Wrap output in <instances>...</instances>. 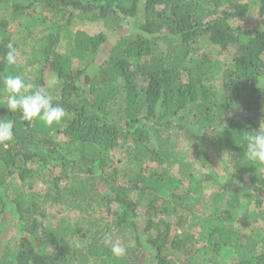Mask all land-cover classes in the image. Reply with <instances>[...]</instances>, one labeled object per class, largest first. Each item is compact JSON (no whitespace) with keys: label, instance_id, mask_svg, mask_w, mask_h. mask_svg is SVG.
<instances>
[{"label":"trees","instance_id":"trees-1","mask_svg":"<svg viewBox=\"0 0 264 264\" xmlns=\"http://www.w3.org/2000/svg\"><path fill=\"white\" fill-rule=\"evenodd\" d=\"M256 4L264 20V0H0V77L65 109L51 126L25 121L0 79L14 132L0 144V264H264V225L249 242L231 206L264 203V164L244 139L264 121V22L232 23ZM77 21H103L113 38L76 35ZM209 139L231 199L210 195L198 213Z\"/></svg>","mask_w":264,"mask_h":264},{"label":"rangeland","instance_id":"rangeland-1","mask_svg":"<svg viewBox=\"0 0 264 264\" xmlns=\"http://www.w3.org/2000/svg\"><path fill=\"white\" fill-rule=\"evenodd\" d=\"M263 22H264L263 17L259 13V4H256L254 5V8H252V11L245 18L233 21L232 23L239 28L254 29L256 27L257 28L260 27ZM15 26L16 24L12 25L13 31ZM71 28L76 35L79 32L84 33L88 36L97 35L99 33H105L108 36V38L110 37L113 38L112 29H107L103 21L85 22V23H82L81 21H77L75 25H73ZM214 51L216 52L217 49L214 48ZM61 136H62L61 133L56 135L57 138ZM211 139L207 141H203L204 142L203 147L207 151V155H209V160H206V158H204L206 157L204 151H202V155L200 156V158L201 157L202 158L201 159L197 158L195 160L194 174L198 175L200 178L208 177L211 178L210 181L212 180L211 182L206 183L202 195L200 194L193 195L189 199V206L198 213L204 212L206 210H211L210 206L212 204V201L209 200V198L211 197L210 195H214L215 197L220 198L219 202L222 201L223 197H228V194L224 195V191H225L224 188L225 187L227 188L228 185H227V179H225L227 171H225L224 169L222 152L220 146L217 145L218 142L216 143ZM183 144L186 145V141H183ZM220 174L222 175L219 176ZM248 176H249L248 173L243 174L244 178H248ZM29 181L34 183L39 188L46 187V185L43 184L42 182L41 175L39 174L31 177ZM136 194L137 193H134L135 197L137 196ZM230 197L231 196H229L228 198L231 199ZM144 199L145 197L143 196L142 200L144 201ZM231 203L232 205L231 204L230 205L234 206L232 211L237 214L238 219L240 221L239 227L243 236L249 238L248 239L249 242H252V240L256 239V234H258V231L260 229H263L264 203L262 204L261 207H256L255 205H252L251 207H249V209L235 205L236 203L233 200H231ZM51 212H52L51 214L54 215H56L57 213V211H51ZM250 249L252 248L250 247ZM258 254H260V251ZM210 264H217V263L213 261Z\"/></svg>","mask_w":264,"mask_h":264},{"label":"clouds","instance_id":"clouds-1","mask_svg":"<svg viewBox=\"0 0 264 264\" xmlns=\"http://www.w3.org/2000/svg\"><path fill=\"white\" fill-rule=\"evenodd\" d=\"M7 48L6 62L9 65H17V50L13 43L10 42ZM0 79H2L5 91L9 94L7 108L11 112L20 110L23 120L32 121L37 118L51 126L53 123H59L65 116V109L54 104L53 98L48 92L40 88L33 90L34 85L26 82L20 75H6ZM13 135L12 122L0 119V144L11 141ZM244 139L246 141V158L249 161L264 164V121L261 122L258 129L253 130ZM105 240L110 243L111 250L115 255L120 256L125 253L126 249L119 240H113L110 235H106Z\"/></svg>","mask_w":264,"mask_h":264}]
</instances>
